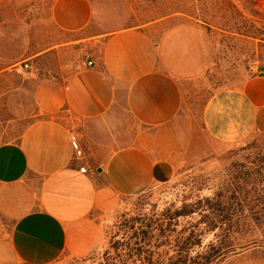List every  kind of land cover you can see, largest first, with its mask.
Listing matches in <instances>:
<instances>
[{
    "label": "crops",
    "instance_id": "obj_1",
    "mask_svg": "<svg viewBox=\"0 0 264 264\" xmlns=\"http://www.w3.org/2000/svg\"><path fill=\"white\" fill-rule=\"evenodd\" d=\"M49 12L57 40L32 57L58 65L34 84L31 121L0 143V264L90 258L125 200L221 146L264 135V55L262 75L213 92L197 110L208 63L201 26L95 31L90 0H50Z\"/></svg>",
    "mask_w": 264,
    "mask_h": 264
},
{
    "label": "rangeland",
    "instance_id": "obj_2",
    "mask_svg": "<svg viewBox=\"0 0 264 264\" xmlns=\"http://www.w3.org/2000/svg\"><path fill=\"white\" fill-rule=\"evenodd\" d=\"M90 2L95 31L154 21L164 30L184 23L203 28L208 63L194 89L197 110L213 92L239 87L264 55V0ZM191 9L193 16L204 11L208 25L188 17ZM49 11L50 0H0V143L16 140L31 121L34 84L58 65L51 56L32 57L57 40ZM25 61L32 75L16 74L13 67ZM103 228L97 254L56 264H203L226 250V258L212 264H264V135L192 161L169 183L125 200Z\"/></svg>",
    "mask_w": 264,
    "mask_h": 264
},
{
    "label": "trees",
    "instance_id": "obj_3",
    "mask_svg": "<svg viewBox=\"0 0 264 264\" xmlns=\"http://www.w3.org/2000/svg\"><path fill=\"white\" fill-rule=\"evenodd\" d=\"M188 9L190 10V8H188ZM193 10L194 9H191V12ZM191 12L187 14L188 17L194 19L197 23H201L203 25H208V19H206V17H204L203 13H202L204 11H202V12L200 11L199 14L196 16L191 15V14H193L194 11L192 13ZM190 213H192V212H189V214ZM226 220H228V219L226 218ZM189 240H190V238H187L184 244H190V243H188ZM196 244L199 245V243H196ZM196 244H194V245H196ZM226 251H223V252L217 251V252L212 253V255H210L209 257L203 258V264H212L215 262L217 263L219 261H222L224 258H226L227 254H228V252H226ZM183 262H185V261H183ZM146 263L147 264H163V263H158L155 261L154 262L153 261H147ZM179 263H180V261L169 262V264H179Z\"/></svg>",
    "mask_w": 264,
    "mask_h": 264
},
{
    "label": "built area",
    "instance_id": "obj_4",
    "mask_svg": "<svg viewBox=\"0 0 264 264\" xmlns=\"http://www.w3.org/2000/svg\"><path fill=\"white\" fill-rule=\"evenodd\" d=\"M91 64H92L91 62L87 63L88 66H90ZM13 71L16 74L25 73L27 75H32V67L27 63V61L17 64L15 67H13ZM253 73L255 75H262V70L260 68L259 62L255 63ZM72 145L74 148H76L75 142H72ZM77 154H78V152H77Z\"/></svg>",
    "mask_w": 264,
    "mask_h": 264
}]
</instances>
